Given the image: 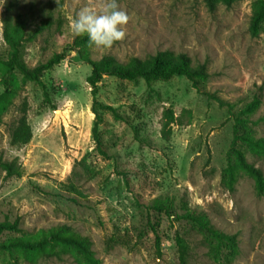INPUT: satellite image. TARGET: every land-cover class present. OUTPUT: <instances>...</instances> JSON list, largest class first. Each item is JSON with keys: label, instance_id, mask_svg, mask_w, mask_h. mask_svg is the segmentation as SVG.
Listing matches in <instances>:
<instances>
[{"label": "rangeland", "instance_id": "1", "mask_svg": "<svg viewBox=\"0 0 264 264\" xmlns=\"http://www.w3.org/2000/svg\"><path fill=\"white\" fill-rule=\"evenodd\" d=\"M259 1L219 4L212 13L204 0H118L129 15L125 39L111 48L86 43L67 51L43 73L48 97L16 72L19 91L0 126V160L13 162L19 176L0 168V223L18 220L22 232L0 234V243L67 225L90 240L101 264H180L177 236L189 246L188 264H264V194L233 153V182L228 171L235 133L264 146V19L256 32L250 28ZM102 3L0 0V58L9 52L4 18L24 22V60L34 67L70 48L76 13L85 6L99 10ZM167 50L187 53L194 66L208 64L201 91L186 77L149 83L105 76L97 100L118 116L102 111L103 155L92 134L90 62L113 55L128 63ZM66 96L74 101L71 110L53 114ZM255 99L259 103L244 113ZM24 107L33 137L14 146L10 128ZM167 110L177 122L164 134ZM45 116L46 127L37 130ZM235 148L264 173V150L242 139ZM185 214H203L219 231L235 235L238 252L216 248ZM50 251L0 250V264H84L65 246Z\"/></svg>", "mask_w": 264, "mask_h": 264}, {"label": "trees", "instance_id": "2", "mask_svg": "<svg viewBox=\"0 0 264 264\" xmlns=\"http://www.w3.org/2000/svg\"><path fill=\"white\" fill-rule=\"evenodd\" d=\"M208 10L214 13L219 4L226 7H231L239 0H204ZM264 19V0L258 2L255 7L251 30L256 32L259 29L261 21ZM24 22L21 18H17L15 23L6 17L4 18V40L9 47L7 58H0V126L4 124V116L14 104V99L18 95L19 86L15 81L14 74L20 73L26 80L38 83L44 92L45 97H48L47 87L42 81L43 73L60 64L67 58V51L74 50L76 47L88 43L87 36H75L70 48H64L61 52H54L47 60L39 62L34 67H30L24 60L22 43L26 40ZM92 73L87 78L88 84L91 86V94L93 97L92 110L95 114V121L92 128L94 140L97 142L99 151L103 155H107L102 148L100 137V125L104 121L103 110L115 111L112 106L105 105L97 100L99 83L105 76L116 77L119 79L136 81L140 78L151 82L159 79H170L173 77H186L193 83V87L201 91V81L208 76V64H198L194 66L192 60L187 53L175 54L172 51H162L148 59L134 57L128 63L120 62L113 55H104L98 61H91ZM259 103L258 99L245 110L244 113H250L254 106ZM27 110L24 107L21 115L13 122L10 128V143L11 145H26L30 143L33 133L28 122ZM177 119L172 110H167L164 114V128L166 129L175 124ZM236 132V131H235ZM235 138L232 142L231 152H229L228 171L231 181L235 180L234 165L231 163L230 157L233 153L236 164L239 169L244 171L248 176L254 178L256 189L259 194H264V173L261 169L250 164L243 153L235 148L236 141L242 139L250 145L264 150V146L260 145L253 137L238 136L235 133ZM0 168L7 172L8 177L19 176L18 170L13 162H2L0 160ZM127 179V178H126ZM183 219H188L197 224L202 230H205L216 241V248L224 246L229 247L232 254L238 252V242L235 235H229L216 229L210 220L203 214H185ZM4 232H22L19 226V221L2 222L0 223V234ZM160 240H158L159 243ZM176 242L179 247L180 264H188L189 246L186 241L177 236ZM62 245L75 252L83 261L84 264H101L95 257L91 249L90 240L72 232L67 225H60L48 231L41 230L34 236H19L8 239L0 243V250L6 252H21L24 255L32 253H51L55 245Z\"/></svg>", "mask_w": 264, "mask_h": 264}, {"label": "clouds", "instance_id": "3", "mask_svg": "<svg viewBox=\"0 0 264 264\" xmlns=\"http://www.w3.org/2000/svg\"><path fill=\"white\" fill-rule=\"evenodd\" d=\"M59 3V0H57ZM129 22V15L120 8L118 0H103L99 10L94 7H82L71 22V30L75 36H87L89 46L111 48L115 42L123 41L126 36L124 26ZM74 101L70 96L63 97L58 101L57 108L53 111L63 112L71 110ZM45 116L36 124L37 130L46 127ZM10 153H17V149L12 147Z\"/></svg>", "mask_w": 264, "mask_h": 264}]
</instances>
